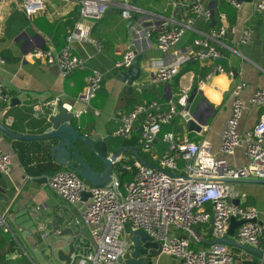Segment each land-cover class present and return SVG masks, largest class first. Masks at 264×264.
<instances>
[{
    "label": "crops",
    "instance_id": "1",
    "mask_svg": "<svg viewBox=\"0 0 264 264\" xmlns=\"http://www.w3.org/2000/svg\"><path fill=\"white\" fill-rule=\"evenodd\" d=\"M118 1L115 0L116 3ZM237 1L242 4L241 8L225 0L206 1L213 16L209 21L213 22L215 28L227 23L236 29L218 42L221 61L232 75L218 73L205 80L213 64L194 61L184 65L170 82L154 84L152 78L156 73V61L175 60L178 54L188 49L194 38L206 37L214 28L202 16L197 17L183 40L167 52L157 47L159 29L152 31L149 38L144 36L145 30L160 26L163 22H168L170 28L183 24L192 15V0H136L129 20L122 17L120 6H111L102 19L89 20L91 36L103 41L105 47L99 50L89 40H74L71 49L86 60L87 67L66 77H63L57 66L49 65L44 59L31 60L25 59V56L34 48L61 51L68 46L67 36L81 20L79 0H45L46 9L32 17L21 10L20 0H0V81L10 96L8 104L0 103V121L20 134L44 133L48 127L46 118L51 112L47 103L61 100L69 109L72 106L71 111L76 115H80V126L84 133L96 140L108 142L110 152L125 148L118 162L132 158L136 164L140 161L136 152L140 155L141 150L144 152L142 156L147 159L141 157L157 166L167 148L163 141V134L167 132L198 143L206 140L211 143L213 152L220 154L222 133L232 112L233 91L238 84H244L240 89V97L247 102L239 131L245 133L252 128L263 111V108L250 103V98L255 90L264 89V11L255 8L260 0ZM221 14H225L226 18H221ZM135 16L137 21L130 28L129 21ZM143 20L146 24L140 29V37L132 38V31ZM247 28L252 30V37L250 41L243 42L242 34ZM132 46L146 55L142 60L143 73L137 80L142 87L130 86L118 78L122 70L116 67V62ZM93 68L104 74V82L100 93L87 107L78 101V97L84 90L86 75ZM183 89L189 91L190 98L193 96L189 112L202 126L201 131L190 132L185 117L178 115L172 123L162 127L154 149L149 152L140 147L142 120L136 122L131 138L118 141L112 135L121 124V112H128L136 104L152 100H159L166 107V102ZM14 99L19 101L15 100L12 104ZM36 104L42 106L43 112H35ZM85 109L88 111L85 112ZM80 111L83 113L80 114ZM0 142L4 150L12 155L9 173L0 175V211L7 213L20 240L17 243L10 235L0 233L7 241L2 248L4 251L14 248L7 253L12 259H16L12 255L21 251L27 252L38 264H66V260L59 256L60 250L65 255L70 254L79 245L91 244V237L89 228L82 220L80 207L64 201L48 185L54 173L65 169L52 157V142L16 139L2 130ZM92 155L88 150L85 152L87 160L95 168L102 169ZM227 159L235 166H243L248 162L243 147H239L235 155L227 156ZM115 173L120 179L123 177L125 182L132 178V173L116 170ZM42 178H46L45 181H37ZM235 188L239 193L236 200L242 205L256 207L264 225V184L244 180L236 182ZM62 216L72 222L70 227L62 221ZM58 222L60 228L54 227ZM66 227L73 232L57 236ZM197 230L203 242H193V247L199 249L211 246L215 240L211 227L199 225ZM171 233L184 235V232L175 229H171ZM235 233L233 238L238 245L228 244V250L234 256L232 264H264L263 257L256 251L261 250L264 244L260 248L244 245L236 240ZM12 240L16 242L15 247L11 246ZM154 264H178V260L159 254Z\"/></svg>",
    "mask_w": 264,
    "mask_h": 264
},
{
    "label": "built area",
    "instance_id": "2",
    "mask_svg": "<svg viewBox=\"0 0 264 264\" xmlns=\"http://www.w3.org/2000/svg\"><path fill=\"white\" fill-rule=\"evenodd\" d=\"M206 1L192 0V15L180 26L170 28L168 22H163L160 26L145 30L144 36L149 38L152 31L159 29L156 43L158 49L162 52L171 50L192 29L197 17L202 16L206 21L212 18V11ZM225 1L236 8L242 6L237 0ZM79 5L81 20L67 36L68 46L61 51L34 48L26 54L25 59H44L49 65L57 66L63 77L84 69L87 67L86 60L73 52L71 43L74 40H89L99 50L105 47L103 41L91 36L89 20L102 19L111 6H120L122 17L126 20L132 18L134 10L132 0H119L117 3L115 0H79ZM20 8L28 17H32L46 9V2L20 0ZM255 8L264 11V0L257 2ZM221 18L225 19L226 15L221 14ZM235 30L234 26L223 23L211 29L208 36L194 38L188 49L178 54L175 60L156 61L152 82H170L184 65L194 61L213 64L205 80L218 73L232 75L221 61L218 42ZM251 37L252 30L245 29L242 41L248 42ZM135 56V51L130 47L116 62V67L127 70ZM103 82L104 74L97 68L91 69L85 77V87L78 101L89 107L102 89ZM243 85L238 84L233 91L235 97L232 112L222 133L220 154H215L211 143L206 140L198 143L187 137L177 138L174 133L167 132L163 134L167 148L159 164L153 167L136 162L137 170L129 181L122 182L114 171L109 183L92 186L72 169L59 170L49 178L48 185L55 193L67 203L80 207L82 220L89 228L91 244L76 247L71 252V264H120L133 251L131 232L136 230H143L153 240L159 241L160 254L176 258L178 264H232L234 256L229 252L227 244L213 243L207 248L197 249L193 247V242H203L197 230L199 225L210 226L215 239L228 236L233 219L244 221L236 228L235 238L238 242L254 248L264 244V225L260 221V211L254 206L235 202L239 195L235 188L236 182L264 181V89L255 90L250 98V103L263 108L258 122L241 133L239 124L247 106V102L240 97ZM189 99V91L183 89L166 102V107L159 100L138 103L130 111L119 114L121 124L112 135L129 139L136 122L142 120L140 143L149 152L154 149L164 125L172 123L178 115H187L185 107ZM9 101L6 87L0 81V103L8 104ZM57 102H48L47 106L55 107ZM72 108L70 106L68 110ZM34 110L37 114L43 112L40 104H36ZM77 116L80 117L79 114ZM239 147L244 148L248 161L243 166L232 165L227 159V156L235 155ZM11 165L12 155L4 150L0 142V173H9ZM171 229L184 232V235L172 234ZM0 233L8 234L17 243L20 242L7 213L1 211ZM261 251L264 255V247ZM23 253L28 255L27 252ZM20 256L21 253H15L11 257Z\"/></svg>",
    "mask_w": 264,
    "mask_h": 264
},
{
    "label": "water",
    "instance_id": "3",
    "mask_svg": "<svg viewBox=\"0 0 264 264\" xmlns=\"http://www.w3.org/2000/svg\"><path fill=\"white\" fill-rule=\"evenodd\" d=\"M134 3L136 0H132ZM252 1V0H250ZM137 21V17H133L129 21V27L132 28L134 23ZM146 21H143L141 25L134 31H132L133 37H140L141 27H144ZM135 51V58L132 65L127 70H122L118 74V78L130 86L142 87L137 80L143 73L142 60L146 57L145 54L139 53L136 46H132ZM12 100V104L14 101ZM193 96L189 99L188 105L185 107L187 115L185 120L190 132H199L202 130V126L191 116L190 102H192ZM50 114L46 118V124L48 127L41 134H20L9 129L0 121V130H2L7 135L22 140H50L51 144V154L55 161L62 167L72 169L76 171L79 176H81L88 184L92 186H103L110 182L113 172L115 171V164L122 157L125 148L115 149L110 152L108 142L103 139L96 140L90 137L88 134L81 130V121L74 111L68 110L65 104L58 100L55 107H52ZM93 153V157L98 160L102 169L95 168L94 164L87 160L85 156L86 151ZM140 161L148 166H153L150 163L143 160L138 152H136ZM92 157V158H93ZM155 167V166H153ZM0 175H2L0 173ZM46 178L38 179L37 181H45ZM244 181V180H240ZM257 183L264 184L263 180H254ZM89 195L88 193L86 194ZM237 204L240 202L235 200ZM62 221L68 223V226L72 224L67 218L62 216ZM60 222H58L54 227L60 228ZM244 221L233 219L230 224L228 236L224 238L215 239L213 243H224L229 245H238L234 240V233L236 228L243 224ZM63 228L58 232L57 236H63L68 233H72L71 228ZM131 240L133 242V251L128 257L124 258L120 264H154L156 257L161 252V243L159 241L153 240L146 232L143 230H136L131 232ZM73 246V245H72ZM73 250V247H72ZM74 251V250H73ZM72 251V252H73ZM259 255L263 257L264 255L261 250H256ZM70 254L64 253L60 250L59 256L61 259L67 261Z\"/></svg>",
    "mask_w": 264,
    "mask_h": 264
},
{
    "label": "trees",
    "instance_id": "4",
    "mask_svg": "<svg viewBox=\"0 0 264 264\" xmlns=\"http://www.w3.org/2000/svg\"><path fill=\"white\" fill-rule=\"evenodd\" d=\"M213 19V16L212 18ZM209 26L214 27L215 25H213V22L209 21ZM219 27V26H218ZM142 133L143 131H141L140 134V139L142 137ZM138 138V137H137ZM142 152L140 150V157L142 156ZM143 157V156H142ZM141 157V158H142ZM145 157V156H144ZM143 157V158H144ZM142 158V159H143ZM146 158V157H145ZM147 159V158H146ZM145 160V159H143ZM97 161V160H96ZM147 162V161H146ZM149 163V162H148ZM156 167V166H155ZM64 168V167H63ZM68 169V168H65ZM115 170L121 173H132V178L137 170L135 164H134V160L131 159H127L124 158L122 160H120L119 162H117L115 164ZM121 176V175H120ZM131 178V179H132ZM122 182H125L123 180V177L121 179ZM6 240L4 239V236L0 235V264H38V262L36 260H34L31 256L26 255L25 253L21 252V256L16 258V259H12L10 257L7 256L8 251H13L12 247H10V249H7L6 251H4V249L2 247H4V245H6ZM11 246L15 247L16 246V242L15 241H11Z\"/></svg>",
    "mask_w": 264,
    "mask_h": 264
},
{
    "label": "rangeland",
    "instance_id": "5",
    "mask_svg": "<svg viewBox=\"0 0 264 264\" xmlns=\"http://www.w3.org/2000/svg\"><path fill=\"white\" fill-rule=\"evenodd\" d=\"M100 92H98V94H99ZM118 139H116V140H118V141H120V140H122V138H120V137H117ZM140 147H141V145H140ZM142 148V147H141ZM140 149V148H139ZM144 153V152H143ZM91 160H92V156H91ZM94 160L96 161V158H94ZM100 164V163H99ZM99 168H101V165H99ZM19 253H21V251L19 252ZM71 262H72V259H71V255L70 256H68V258H67V261H66V264H71Z\"/></svg>",
    "mask_w": 264,
    "mask_h": 264
}]
</instances>
